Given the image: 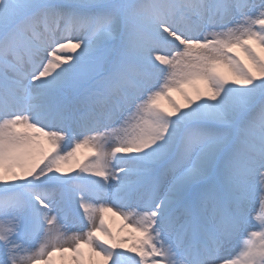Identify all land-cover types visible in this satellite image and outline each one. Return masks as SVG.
Here are the masks:
<instances>
[{"label": "snow or ice", "instance_id": "snow-or-ice-1", "mask_svg": "<svg viewBox=\"0 0 264 264\" xmlns=\"http://www.w3.org/2000/svg\"><path fill=\"white\" fill-rule=\"evenodd\" d=\"M0 264H264V0H0Z\"/></svg>", "mask_w": 264, "mask_h": 264}, {"label": "bare ground", "instance_id": "bare-ground-1", "mask_svg": "<svg viewBox=\"0 0 264 264\" xmlns=\"http://www.w3.org/2000/svg\"><path fill=\"white\" fill-rule=\"evenodd\" d=\"M173 96V98L175 99V101L177 103H183V99L182 97L180 96L179 93H172L171 94ZM162 103H164L162 101ZM84 155H87V150H81V152L79 153V156L82 158ZM108 217H111L110 214L108 215ZM112 219H114V221H120V218L119 217H111Z\"/></svg>", "mask_w": 264, "mask_h": 264}, {"label": "rangeland", "instance_id": "rangeland-1", "mask_svg": "<svg viewBox=\"0 0 264 264\" xmlns=\"http://www.w3.org/2000/svg\"><path fill=\"white\" fill-rule=\"evenodd\" d=\"M106 219L108 220V226L111 228V230L113 232H117L121 227L122 221H114V219L108 216L106 217ZM122 234H127V230H125V233ZM125 247H127V245Z\"/></svg>", "mask_w": 264, "mask_h": 264}]
</instances>
